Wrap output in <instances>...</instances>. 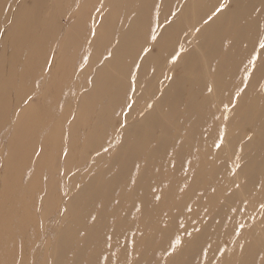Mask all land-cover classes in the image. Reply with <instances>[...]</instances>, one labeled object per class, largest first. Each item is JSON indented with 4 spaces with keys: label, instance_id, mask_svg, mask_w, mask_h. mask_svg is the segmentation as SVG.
Masks as SVG:
<instances>
[{
    "label": "bare ground",
    "instance_id": "obj_1",
    "mask_svg": "<svg viewBox=\"0 0 264 264\" xmlns=\"http://www.w3.org/2000/svg\"><path fill=\"white\" fill-rule=\"evenodd\" d=\"M220 3L11 2L13 29L0 26V264H264V66L245 80L242 63L264 39V0H228L205 23ZM176 53L163 83L155 70ZM208 88L231 92L212 106L213 93L199 100ZM61 168L85 185H62L56 201ZM50 200L69 221L50 220Z\"/></svg>",
    "mask_w": 264,
    "mask_h": 264
},
{
    "label": "rangeland",
    "instance_id": "obj_2",
    "mask_svg": "<svg viewBox=\"0 0 264 264\" xmlns=\"http://www.w3.org/2000/svg\"><path fill=\"white\" fill-rule=\"evenodd\" d=\"M13 0H5V1H2V2H0V23H1V28L6 32H11V30L13 29V25H11L12 24V22H11V20H12V16L13 15H11L10 17H9V14H10V5H11V2H12ZM19 5V3H17V6ZM8 17H9V20H8ZM63 22H64V20H63ZM186 37V33H184L183 35H182V37L179 39L178 37L176 38V42H178L179 44H180V42H182L183 41V39ZM8 50H10V49H8ZM10 51H12V50H10ZM8 53H9V51H8ZM160 65H162V66H160V68H156V70H155V73H158V75H163V79H162V81H163V83L167 80V75H168V73H169V71H170V68H171V62L169 61V59L167 60L166 59V57L161 61V63H160ZM203 67V66H202ZM206 71L208 70V66H207V63H205V65H204V67H203ZM153 71H154V68H153ZM197 80H195V82H196ZM202 82V81H201ZM201 82H199L198 83V87L196 88V90H195V92H200V90H201V88H203V87H207V80L205 81V83H201ZM198 88H199V90H198ZM209 89V88H208ZM212 89V91L211 92H209L207 89H206V93L203 95V97H201V98H199V100H201L202 98H204V97H208V96H210L211 95V93H213L211 96H213L212 97V99H211V101H210V105H212V106H219L220 105V102H223V100L224 99H226V98H229V94H230V92H231V90L230 91H227V89H225V90H222L221 92H218V90L219 89H217L216 91H214L213 90V88H211ZM144 90V88L143 87H140V91L142 92ZM141 95H142V93H141ZM150 100H152V98L151 99H149V96H147V99L146 100H144V101H142V102H144L145 104L146 103H148ZM34 103H36V100H35V102ZM214 107H212V109H213ZM214 118H215V120L217 119V118H222V121H223V117H225V115L224 114H222V113H219V111H214ZM117 116V114H114L113 115V117H116ZM208 119H204L203 120V122H204V124L205 125H207L208 124ZM235 124L236 123H234V126H235ZM243 128V126L241 125V127H240V129H239V134L238 135H240V134H243L244 133V131L243 130H241ZM223 131H224V129H223ZM256 131L255 130H253V132H250L249 133V135H248V137L247 138H245L244 140H242V141H240L239 143H241L242 145L243 144H245L246 142H248L249 140H251V139H255V136H254V133H255ZM4 135H9L10 133L6 130V131H4ZM237 133H238V131H237ZM180 136L182 137V138H185L186 137V134L185 133H180ZM185 150L187 151V146H185ZM230 148H231V154H233L234 152H236L237 154H239V152L241 151V147H237V148H234L232 145L230 146ZM183 153H185V152H183ZM182 153V154H183ZM264 153V150H263V152H262V154ZM257 155V151H254V152H252V157H254V156H256ZM184 156H186V154L184 155ZM262 159V157L259 159V158H257V160L256 161H259V160H261ZM183 160H184V157H183ZM186 163V162H185ZM103 163H101V165H102ZM102 166H104V165H102ZM102 166H100L101 168H103ZM227 166L229 167V169H230V171H231V174H233V171H234V168H233V162L231 163L230 162V164H229V161L227 162ZM232 166V167H231ZM99 167V168H100ZM104 167H106V165L104 166ZM89 168H86V169H84L83 171H87ZM227 171V170H226ZM77 170L74 168L73 169V171L68 175V177H64V170H63V168H61V169H59V173H58V175H56L54 178H55V180H59L58 181V184L56 183L55 184V189H54V194H53V200H59V195H60V189L62 190V187L64 186L65 188H66V190H72V189H74V190H72L71 192L72 193H75V191L77 190V189H79L80 187L82 188V187H84V183H82V179L81 178H79L77 181H74L73 179H74V175L75 174H77ZM224 172V171H223ZM223 172H220V173H223ZM95 175V173H92L91 175H90V177H93ZM1 177V176H0ZM78 177H82V176H80L79 174H78ZM206 177H209V176H206ZM212 177V176H211ZM58 178V179H57ZM72 178V179H71ZM47 180V179H46ZM48 181V180H47ZM47 181H46V183H47ZM84 182V181H83ZM153 182H155V181H153ZM57 185H58V190H57ZM63 185V186H62ZM61 186V187H60ZM86 187V186H85ZM60 188V189H59ZM256 189H258V186L256 187ZM57 191V192H56ZM55 194H56V196H55ZM229 194V193H228ZM229 199V198H228ZM246 198H244L243 200H241V201H239L240 203H243V201H245L246 202ZM51 202H52V200H50ZM56 201H54V202H50V207L54 210L53 211V213L51 212V215L49 216L50 217V220H54L53 218H54V216L56 215L57 216V214L58 215H61L63 218H65V221H69V219H70V216L69 215H67L66 214V211H65V209H63V210H61L60 208H58V206H57V202ZM232 201V200H231ZM238 204V203H237ZM236 204V205H237ZM245 204V203H244ZM55 205H56V207L58 208V210L57 209H54V207H55ZM61 211V212H60ZM64 211V212H63ZM53 214V215H52ZM88 214V213H87ZM125 216H128V211H125ZM240 214H242V215H244V214H246V213H244V211L243 210H241L240 211V213H239V215H238V217L237 218H235L234 219V221L236 222V221H238L239 219H240ZM67 215V216H66ZM220 215V214H219ZM124 216V215H123ZM221 216V215H220ZM89 220V219H88ZM223 220H224V222H223ZM46 221H47V219H46ZM219 220L218 219H216V221L214 222L215 224H216V222H218ZM48 222V221H47ZM222 222L224 223L223 224V226H222V230L224 231V230H226V228H229L231 225H235V224H231V223H229V219L227 218V217H223L222 218ZM238 223V222H237ZM215 224H213L212 225V228L214 227L215 228ZM231 231L232 232H235L234 233V235L236 236L238 233H239V229H238V227H237V225L236 226H231ZM200 251V250H199Z\"/></svg>",
    "mask_w": 264,
    "mask_h": 264
},
{
    "label": "snow or ice",
    "instance_id": "obj_3",
    "mask_svg": "<svg viewBox=\"0 0 264 264\" xmlns=\"http://www.w3.org/2000/svg\"><path fill=\"white\" fill-rule=\"evenodd\" d=\"M159 6H157L158 8ZM228 7V0H221V3L211 12V14L207 17V19L204 21L205 23H209L211 22L216 16L220 15L221 13H223ZM159 13L157 12V17H158ZM173 15H175V13H173ZM197 32L200 31L199 28L196 29ZM151 35H150V39L151 41L154 43L157 39L158 36L156 34V29L155 28H151L150 29ZM92 36L94 37L96 35L95 31H92ZM142 55L140 56V59H143L144 56H147V54L152 51L151 48L149 47H144L142 48ZM183 51V50H182ZM262 53H264V39H258L257 40V44L256 46L253 47V51L249 54L246 63L242 62L244 64V72H245V80H250L252 77V74L254 72H256L258 70V65L259 66H264V59H262ZM179 53L174 54L171 57V63L175 64L176 61L179 59ZM111 57V53H109L108 58ZM84 62H87V57L83 58ZM50 67V65H49ZM134 67L136 68V70L138 71L140 68L139 64H135ZM169 79H171V77H169ZM130 91L131 92H135L136 91V75L134 73H130ZM209 92L212 91L211 88L208 89ZM244 91V88H240L234 95L235 98L238 99L239 96L241 95V93ZM129 99H131V97H129ZM235 105L233 104V107ZM126 107L128 108V110L130 111L132 108V104L131 103H127ZM149 108L152 107L151 104L148 105ZM225 111H228L227 106H225ZM125 115H127L125 113ZM225 119H227V117H225ZM126 125L122 124L121 127H124ZM219 143H217L215 145L216 148H220L221 145L224 143V136L223 134L220 135L219 137ZM104 151H108L107 148L104 149ZM65 156H67V152L64 153ZM237 167H239V165H237ZM157 200H159V197H156ZM189 211H191V209H188ZM197 231H199V229H197ZM188 237L192 236V233H187ZM111 237H107V240H110ZM181 244V239L179 238V236H177L170 244V247L175 250V248Z\"/></svg>",
    "mask_w": 264,
    "mask_h": 264
}]
</instances>
